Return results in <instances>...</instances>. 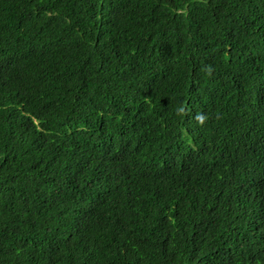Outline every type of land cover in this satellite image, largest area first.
Masks as SVG:
<instances>
[{"label": "trees", "instance_id": "obj_1", "mask_svg": "<svg viewBox=\"0 0 264 264\" xmlns=\"http://www.w3.org/2000/svg\"><path fill=\"white\" fill-rule=\"evenodd\" d=\"M0 264H264V0H0Z\"/></svg>", "mask_w": 264, "mask_h": 264}]
</instances>
